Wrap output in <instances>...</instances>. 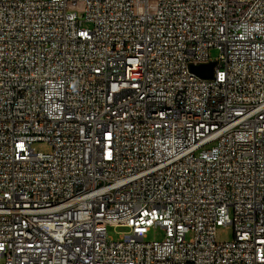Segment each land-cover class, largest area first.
Instances as JSON below:
<instances>
[{"label":"built area","instance_id":"1","mask_svg":"<svg viewBox=\"0 0 264 264\" xmlns=\"http://www.w3.org/2000/svg\"><path fill=\"white\" fill-rule=\"evenodd\" d=\"M0 264H264V0H0Z\"/></svg>","mask_w":264,"mask_h":264},{"label":"rangeland","instance_id":"2","mask_svg":"<svg viewBox=\"0 0 264 264\" xmlns=\"http://www.w3.org/2000/svg\"><path fill=\"white\" fill-rule=\"evenodd\" d=\"M210 55L213 59H215L218 56V52L216 50H212L210 52ZM36 151L40 152H49L50 148L44 144H37L35 146ZM127 230L125 228H114L109 227L108 228V235L110 238H113L114 240H118L120 235L126 232ZM165 239V233L164 231L159 227H152L147 235L148 241H161ZM217 240L220 243L223 242H230L233 240V228L232 226L226 225L221 226L217 229Z\"/></svg>","mask_w":264,"mask_h":264},{"label":"water","instance_id":"3","mask_svg":"<svg viewBox=\"0 0 264 264\" xmlns=\"http://www.w3.org/2000/svg\"><path fill=\"white\" fill-rule=\"evenodd\" d=\"M214 65V62H210L208 64L191 66V70L201 78L210 79L213 76Z\"/></svg>","mask_w":264,"mask_h":264},{"label":"bare ground","instance_id":"4","mask_svg":"<svg viewBox=\"0 0 264 264\" xmlns=\"http://www.w3.org/2000/svg\"><path fill=\"white\" fill-rule=\"evenodd\" d=\"M163 123H172V116H163Z\"/></svg>","mask_w":264,"mask_h":264}]
</instances>
